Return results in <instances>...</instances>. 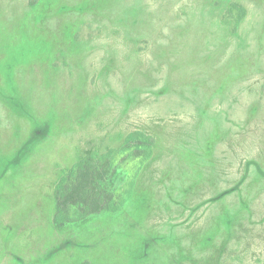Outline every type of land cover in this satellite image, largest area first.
Wrapping results in <instances>:
<instances>
[{
  "label": "rangeland",
  "instance_id": "obj_1",
  "mask_svg": "<svg viewBox=\"0 0 264 264\" xmlns=\"http://www.w3.org/2000/svg\"><path fill=\"white\" fill-rule=\"evenodd\" d=\"M0 118V264H264V0H0Z\"/></svg>",
  "mask_w": 264,
  "mask_h": 264
},
{
  "label": "trees",
  "instance_id": "obj_2",
  "mask_svg": "<svg viewBox=\"0 0 264 264\" xmlns=\"http://www.w3.org/2000/svg\"><path fill=\"white\" fill-rule=\"evenodd\" d=\"M243 10L245 11V8ZM135 140L138 141L136 148L139 151L142 150L143 154H140L142 156L141 160L127 187L118 194L107 193L103 195L96 187L90 186V181L87 179L91 175V168H93L95 163L94 158L91 156L79 160L61 178L57 185L56 212L54 215L56 226L72 225L82 221L91 214L104 210L117 213L126 205L132 197L136 179L142 166L153 155V145L156 142L154 136L140 130L130 132L127 135V141ZM84 178L86 181L83 182ZM93 182L94 180H92Z\"/></svg>",
  "mask_w": 264,
  "mask_h": 264
}]
</instances>
